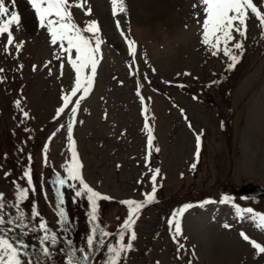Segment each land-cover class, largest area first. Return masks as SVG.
<instances>
[{"label":"rangeland","instance_id":"1","mask_svg":"<svg viewBox=\"0 0 264 264\" xmlns=\"http://www.w3.org/2000/svg\"><path fill=\"white\" fill-rule=\"evenodd\" d=\"M89 1L91 15L81 8L71 9L73 22L80 27L96 20ZM123 4L124 11L114 17L110 0H106L112 30L120 40L117 45L107 39L96 20L104 40L102 57L93 90L81 102L73 127L83 180L110 198L97 201V223L110 233L108 242L115 243L128 216L127 206L121 202L143 201L152 189L149 169H160L156 202L141 210L133 226V250L123 264H264V254L240 235L243 232L264 246V230L257 229L247 214L238 218L232 206L264 214V196L248 199L232 194L247 182L264 186V29L255 18L247 21L246 37L236 36L243 43V54L229 68L231 60L223 55V45L214 56L201 43L203 9L199 4L200 23L196 14L191 24L183 20L177 36L165 33L166 27L157 24L156 38L149 36L146 24L133 17L131 0H123ZM260 10L264 12V6ZM34 22V32L22 21V27L13 26L15 42L22 47L9 49L10 55L4 51L6 36L0 37V69L4 70L0 72V193L13 203L16 185L28 187L24 172L31 170L35 191L24 201L23 210L31 214L35 206L37 221L43 220L60 235L61 242L43 264H65V241L70 239L73 247H86L92 227L87 200L65 187L60 188L63 210L72 230L61 232L58 186L52 183L57 172L66 175L64 166L71 159L66 130L57 129L69 121L74 104L58 118L56 113L63 106L62 97L74 86L75 72L67 54L51 45L47 29ZM191 40L195 42L188 53L174 55ZM129 41L134 42L135 57L129 55ZM145 109L153 136L151 149L144 127ZM54 132L56 137L50 140ZM195 133L202 134L198 162ZM225 196L231 201L219 203ZM204 201L216 203L186 210L181 220L183 234L174 239L168 225L171 214L185 204ZM225 224L231 227L225 228ZM40 235L32 230L23 236L11 234L12 239L19 237L29 245L24 259L33 264L40 259ZM128 238L126 234L125 240ZM178 243L183 246L179 252ZM91 255L90 264H105L108 253L106 248H97Z\"/></svg>","mask_w":264,"mask_h":264},{"label":"snow or ice","instance_id":"2","mask_svg":"<svg viewBox=\"0 0 264 264\" xmlns=\"http://www.w3.org/2000/svg\"><path fill=\"white\" fill-rule=\"evenodd\" d=\"M111 14L117 16L120 12L124 11L123 0H110ZM31 5L32 11L35 13V18L39 22V27L47 29L50 37L51 45L59 46L65 52L68 64L71 65L75 72L74 86L71 88L70 94H65L63 99V106L57 109V118L65 112L69 104H74L71 108V118L66 124L60 126L57 132L66 130L67 141L71 151V159L64 166L65 176H61L59 172L56 173L55 180L52 181L57 185V208H58V223L61 226V232H70L71 221L66 217L63 210L64 196L60 188L72 189L75 197L84 198L87 200L90 207L89 221L92 225L89 234L86 237V247H73L72 241L66 240L68 245L66 250L65 264H90L92 255L97 248L107 250L108 256L106 257L105 264H123V260L127 254L133 250L132 241L136 239V233L133 226L139 218L141 210L149 204L156 202L157 193V177L160 174V169H149L152 172L151 184L152 189L150 193H145L143 201L133 199L122 201L121 203L127 206L128 216L118 232V239L115 243H109L110 233L104 231L97 223L98 221V205L97 201L108 200V196L102 195L90 187L82 178L81 168L82 165L77 158L73 141V127L75 124V117L77 111L83 101L89 94L93 87V81L97 73L98 60L102 57L101 46L104 40L101 38V29L96 20L89 21L86 26L80 27L73 22V15L71 9L73 7L81 8L85 11V15H91V8L87 7V0H28ZM11 5V7H9ZM199 6L203 9L202 17V40L201 43L209 48L212 55H217L221 51L223 45V55L230 57L231 63L228 65L232 68L239 57L243 54V43L241 40H236V36L246 37L247 21L255 18L259 26L264 29V12L260 10L264 6V0L254 2V0H199ZM194 8L197 5L193 6ZM198 18L197 22L200 23V13H196ZM17 29L22 27L20 14L16 10V0H0V37L6 36V44L4 51L11 54L9 49L15 48L17 51L22 47L21 43L15 42L13 26ZM117 28H120L117 21ZM121 35L124 32L120 29ZM85 33L89 35H85ZM127 39V37H125ZM233 41H235L233 43ZM129 55L135 57L136 53L133 51L134 42L129 41ZM229 45H231L229 47ZM74 53V55H73ZM58 60L60 56L56 57ZM22 67V66H20ZM63 68V63L60 65ZM35 71V66H33ZM0 69V72H3ZM79 93V95H78ZM140 96V93L137 92ZM73 97L76 99L73 101ZM141 103L143 104L144 98L141 96ZM19 108L20 101H16ZM183 112V110H181ZM27 113L24 116L27 117ZM145 129L148 130L147 146L149 149L153 146V136L148 123L147 110L145 109ZM189 127L191 125L189 124ZM54 132L51 140L57 134ZM196 136V152L195 157L198 162L201 150V133H195ZM47 146H45L46 152ZM158 151V149H157ZM31 159V157H29ZM45 160L47 156L45 155ZM194 170L196 163L191 165ZM24 178L28 187L16 185V192L14 195V202L9 204L4 194L0 193V264H33L31 260H25L24 257L28 255L29 245L19 237L12 239L11 234L19 232L20 236L26 234V230L37 231L41 233L39 236V249L38 259L35 264H43L44 259H51L52 249L60 243V235L53 232L43 220L37 221L39 216L35 206L31 214H26L23 210V203L28 198L30 192L35 191L31 170L28 169L24 172ZM231 197L225 196L219 203H228ZM204 203L211 204L215 201H204L200 205L185 204L176 209L168 220L170 230L174 234V239L182 236V217L186 210L194 206H203ZM236 215L238 218H243V214H247L248 218L252 220L255 227L264 230V214L255 213L252 208H245L243 211L236 206ZM35 222V223H33ZM225 228H230L228 224L224 225ZM126 234L128 239L125 240ZM241 237L251 243L252 247L260 254H264V246L260 243L251 241L250 238L243 232ZM183 246L178 243V252ZM79 253V255H78Z\"/></svg>","mask_w":264,"mask_h":264},{"label":"bare ground","instance_id":"3","mask_svg":"<svg viewBox=\"0 0 264 264\" xmlns=\"http://www.w3.org/2000/svg\"><path fill=\"white\" fill-rule=\"evenodd\" d=\"M89 2L96 20H98L100 26L104 29L107 39L111 41V43L117 45L118 38L111 27V20L108 16L109 12L107 13L106 0H90ZM254 2H259V0H254ZM197 4H199L198 0H131L133 17L138 19L142 24H146L149 36L151 35L155 38L159 30L157 24H159L160 28L166 27L165 33L171 36H177L179 33L177 29L183 20L185 23L190 22V24L196 21L194 20V15L198 13V6L195 8L193 6ZM9 7H11V5H9ZM16 10L20 14L21 21L25 25V28L30 32H34L36 30L35 19L27 3L24 0H16ZM162 35H164V32L159 36ZM194 42L195 40L189 41L181 50L174 51V55L178 57L180 54L188 53L190 48L194 45ZM168 54L169 53H166V57H168Z\"/></svg>","mask_w":264,"mask_h":264},{"label":"water","instance_id":"4","mask_svg":"<svg viewBox=\"0 0 264 264\" xmlns=\"http://www.w3.org/2000/svg\"><path fill=\"white\" fill-rule=\"evenodd\" d=\"M238 193L249 195V196H257L259 194L264 193V188L260 186L247 185V186L242 187V189H240Z\"/></svg>","mask_w":264,"mask_h":264}]
</instances>
